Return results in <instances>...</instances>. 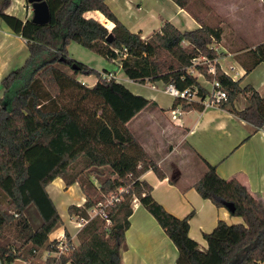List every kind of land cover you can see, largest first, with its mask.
Wrapping results in <instances>:
<instances>
[{"label": "trees", "instance_id": "1", "mask_svg": "<svg viewBox=\"0 0 264 264\" xmlns=\"http://www.w3.org/2000/svg\"><path fill=\"white\" fill-rule=\"evenodd\" d=\"M45 1L49 21L35 24L30 17L21 20L7 14L10 0H0V19L25 40L27 49L24 63L0 79V264L28 261L41 248L57 250L58 240L49 241L48 235L61 217L46 190L56 177L63 180L65 188L78 183L85 201L80 206L70 204L67 212L87 222L77 231L74 248L59 257L47 256L46 264H121L134 197L176 247V264L264 262V202L236 177H220L214 165L201 159L205 172L194 183L195 190L242 222L218 220L204 233L207 247L200 249L188 235L192 213L183 218L170 214L154 200L152 187L139 179L148 168L162 176L127 126L150 101L122 82L102 79V72L75 61L67 52L69 43L75 42L109 62H117L128 79L172 84L179 90L190 88L203 100L208 91L199 83L196 71L208 81L217 80L225 91L219 107L256 128L263 127L264 95L252 87H241L218 65L210 74L206 63L193 62L201 57L212 61L218 56L214 43L220 39L221 29L203 24L181 31L164 21L158 31L142 39L118 19L106 0ZM172 1L189 13L194 3ZM91 11L99 12L110 25L86 16ZM248 54L246 72L264 62V42ZM94 74L92 85L78 78ZM246 92L247 105L235 110L234 99ZM177 105L183 110L203 109L199 101L174 98L172 107ZM119 187L126 190L111 207L110 225L106 227L100 216L89 217L88 210ZM30 206L41 220L35 228L26 215ZM65 235L69 239L68 232Z\"/></svg>", "mask_w": 264, "mask_h": 264}, {"label": "crops", "instance_id": "2", "mask_svg": "<svg viewBox=\"0 0 264 264\" xmlns=\"http://www.w3.org/2000/svg\"><path fill=\"white\" fill-rule=\"evenodd\" d=\"M27 3V0H10L5 12L21 20L31 18ZM106 3L130 31L145 38L158 31L164 21L181 31L203 24L219 27L220 39L214 43L218 56L212 65H218L233 80L239 81L241 87H252L260 96L264 95V62L246 72L250 61L248 51L264 42L263 0H194L190 13L172 0H106ZM17 8H21L19 15L13 13ZM86 16L103 18L110 23L96 11L87 12ZM26 56L25 40L0 19V79L21 66ZM193 73L208 91L210 81L196 71ZM84 78L79 77L86 83ZM121 82L134 94L150 101L127 122V126L162 176L148 168L139 179L152 187V197L170 214L183 218L192 213L188 235L200 249H205L207 242L203 235L209 233L218 220L236 224L242 219L197 193L194 183L205 172L204 162L214 165L222 178L236 177L254 197L264 202V126L256 128L218 104L202 103L201 110H183L177 105L175 108L180 107L182 112L174 119L171 115L174 98L164 92L161 82L138 83L126 76ZM135 83L139 84L137 88H133ZM248 95L249 92L238 94L233 108L242 110L247 105ZM64 186L60 177L46 186L57 210L56 202L66 211L70 204L82 205L85 196L78 183ZM62 190L66 193L60 192ZM73 216L68 212L66 220L60 216L63 221L61 235L66 237L65 232H68L71 241L79 230L76 226L78 217ZM60 238L54 236L48 240ZM49 252L41 248L34 252L31 260H22V264H46ZM176 257L177 250L172 241L137 199L124 234L121 264H176Z\"/></svg>", "mask_w": 264, "mask_h": 264}, {"label": "built area", "instance_id": "3", "mask_svg": "<svg viewBox=\"0 0 264 264\" xmlns=\"http://www.w3.org/2000/svg\"><path fill=\"white\" fill-rule=\"evenodd\" d=\"M106 21H104V24ZM108 23V22H107ZM142 39H146L144 36H140ZM215 48V47H214ZM216 49V48H215ZM214 60H206L204 57L193 59L194 63H206L208 65L207 72L210 74L215 73V67L212 65ZM101 78L109 80L111 78L115 79L116 81L121 82V79H118L115 74L111 72H102ZM164 92L168 93L173 98H181L185 99L187 101H199L201 103H204L205 105L210 104H217L221 99L226 98V93L223 89H221L219 82L217 80L210 81V88L208 90V94L205 97L207 101L204 99L201 100L197 93L194 90H191L190 88H186L183 90L177 89L172 84L163 85ZM182 112L180 107L174 108L171 110L172 118H177L180 113ZM125 187H119L117 191L109 194L107 197L104 198L103 201L97 202L91 209L88 210L89 217L94 216H100L104 219L105 226L107 227L110 225L111 221L109 219V212L111 210L112 205L120 200L122 198V192L125 191ZM137 198H133L131 201V206L136 202ZM87 222V219H84L83 217H78L77 225L80 229L84 223ZM57 250L55 252H49L48 256H54L59 257L61 254H66L69 251H71L74 248V243L71 241V239H67L66 237H63L62 239L58 240L57 244Z\"/></svg>", "mask_w": 264, "mask_h": 264}, {"label": "rangeland", "instance_id": "4", "mask_svg": "<svg viewBox=\"0 0 264 264\" xmlns=\"http://www.w3.org/2000/svg\"><path fill=\"white\" fill-rule=\"evenodd\" d=\"M27 6H29V8H27L28 12L30 13V16H32L31 6L28 3H27ZM20 12H21V8H17L15 10H13V13H15L17 15H19ZM100 20H102L101 22L104 23L103 18L100 19ZM105 23H106V25H110V23H107V22H105ZM67 52H68V56L70 58H72L75 61H78L80 63H83V64H85L86 66H88L90 68H93V69H95V70H97L99 72H102L103 69H106V70H108V72H111V73L115 74V76L118 79H124L125 78L123 72L118 68L117 62H109L104 57H102V56H100V55H98V54H96V53H94V52L82 47L81 45H79V44H77L75 42H70L69 43V45L67 46ZM68 72H70V71L68 70ZM79 77H85L84 81H86V83L88 85H91L92 81L96 79L95 74L94 75H89V77L88 76H82V75H80ZM201 79H203V77H201ZM123 83H125V82L123 81ZM133 85H134L133 88H135L136 86H139L138 83H135ZM106 172L107 171H105L104 175H102L101 177H103V178L106 177L107 176ZM103 178H100V179L102 180ZM92 180L94 181V183L97 186H99L98 180L94 179L93 176H92ZM64 188H65V186H64ZM60 192H64V191L62 190ZM64 193H66V192H64ZM56 204L58 206L59 215L64 220H66L67 211L65 209H62V207L60 206L59 203L56 202ZM26 215H27L30 223L32 224V226L34 228L37 227L40 224V222H41L40 217L38 216V214H37V212H36V210H35V208L33 206H30L27 209ZM62 222L63 221L61 220V222L52 229V231L48 235V238L49 237H54V236H61L60 239H62L63 237H65V236L62 237L63 234L61 235V231H62V227H63V223ZM72 241H73L74 245L77 244V239L76 238H74V240H72ZM31 259L32 258H29V260H31ZM37 259H38V256H37ZM22 263L23 262L20 259L18 261H15V264H22ZM261 264H264V262H262Z\"/></svg>", "mask_w": 264, "mask_h": 264}, {"label": "water", "instance_id": "5", "mask_svg": "<svg viewBox=\"0 0 264 264\" xmlns=\"http://www.w3.org/2000/svg\"><path fill=\"white\" fill-rule=\"evenodd\" d=\"M32 9L31 21L35 24H46L49 21L50 14L45 0H27ZM111 39V35L107 40ZM231 209V207H229Z\"/></svg>", "mask_w": 264, "mask_h": 264}]
</instances>
